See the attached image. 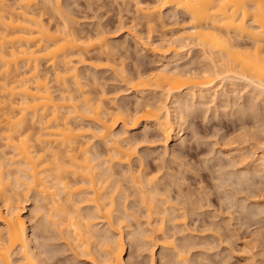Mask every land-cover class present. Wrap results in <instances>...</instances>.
Segmentation results:
<instances>
[{"label":"bare ground","instance_id":"obj_1","mask_svg":"<svg viewBox=\"0 0 264 264\" xmlns=\"http://www.w3.org/2000/svg\"><path fill=\"white\" fill-rule=\"evenodd\" d=\"M11 1L0 0V206L5 210L4 215L0 212L3 226L0 231V264H42L32 250L26 221L16 205L21 203L19 190L38 195L41 212H46L44 218L47 217L50 225L60 230L74 245V250L86 255L88 260L94 264H98V259L103 264H128L124 260L126 247L123 240V229L127 226L122 225L126 224L129 214L126 209L118 210L116 206L117 197L114 196L121 193V188L111 185L115 174L110 165H131L136 143L132 144L128 134L140 126L155 127L158 137H165L167 143L171 139L180 141L184 136L181 126L189 112V106L180 101L183 94L193 101L200 99L214 103L226 90H241L264 100V0H134L135 12L148 33L156 30L160 23L163 25L161 15L167 9L175 12L171 14L175 20L180 16L186 22L180 37L173 35L171 39L162 40V45L152 46L150 53L153 57L159 58L173 51V59H192L193 50L197 48L203 61L208 62L202 70H182L162 63L160 70L148 74L142 73V68L138 69L136 61L135 68L137 66L140 72L137 77L132 76L134 79L125 74V67H118L125 65L124 59L121 65V57L115 60V48L104 38L103 30L97 31V27L94 33L84 36L85 33L77 32L76 26L77 31L73 28L71 5L63 7V0H42L43 4L39 0ZM175 20L173 27L181 25L178 19ZM118 23L119 31L125 28L123 21ZM137 37L136 44L146 49L148 44L145 46L142 36L141 39ZM245 39L249 42H243ZM102 58H107L106 63L109 59L119 65L116 66L115 62L113 66L110 61L102 65ZM111 63L112 72L121 69L123 81L141 98L147 90L160 92L162 98L156 103H146L134 113L129 112L127 106L112 104V107V100H108L102 88V93H96L97 98H91L95 88L91 89L93 92L87 90L92 88V83L98 90L97 77L90 75L91 85L87 86L80 69L87 67L98 71L104 66L111 69ZM43 67L53 71L52 82L56 87L51 85L50 71ZM89 74H85L86 77ZM172 106L178 113L176 119L180 126L176 135ZM84 121L93 125L86 127ZM119 124H123V129L116 132ZM94 140L105 145L108 157L93 147ZM2 149L9 151L3 155L5 151ZM257 160L260 163L253 166L254 171L264 169V149ZM131 170V174L134 172L131 178L135 184L133 187H138V193L154 195L157 192L156 176L146 177L142 170L145 180L141 170H136L137 173ZM148 201L145 197L141 199V204H147L151 232L140 235L142 240L160 234L163 238L161 245L176 251L180 264H191L177 250L173 235H165V223L172 214L174 216V208L157 212L154 199ZM82 203L90 207L86 214H82L79 206ZM116 213L119 217L115 216ZM158 215H161L160 221L156 222ZM100 222L108 227L98 229L97 223ZM17 249L20 260L14 262L12 255Z\"/></svg>","mask_w":264,"mask_h":264},{"label":"rangeland","instance_id":"obj_2","mask_svg":"<svg viewBox=\"0 0 264 264\" xmlns=\"http://www.w3.org/2000/svg\"><path fill=\"white\" fill-rule=\"evenodd\" d=\"M142 1L146 2L147 0ZM151 1L148 0L147 2ZM39 2H41L40 4L44 3L42 0H39ZM133 2L134 0H63L62 3L63 7L69 8L72 6L69 8L72 14L70 16L74 20L73 28L76 31L78 29L77 32H82L83 35L85 33L84 36H86L89 32L90 34H92V31L94 33L97 27H99L97 31L101 29L102 32H105L104 38L115 48V60L118 61L121 57L120 65L121 60L124 59L123 62H125V65L123 64L124 66L121 65L120 67L119 64L117 65L119 62L115 61L116 66L121 69L125 67V74H128V77L131 75L130 78L132 76L137 77L140 70L142 73H154L161 69L162 63H167L172 68L178 67L182 70H202L207 67L208 62L203 61L202 54L197 48L193 50L192 59L176 60V57L174 60L173 51H169L165 56L160 55L162 58L153 57L150 53L152 46H155V44L162 45V40L171 39L173 35L174 37H180L186 22L180 16H177L176 20L178 19L177 21L181 25L173 27L174 23L172 22H174L175 17L172 16L175 12L171 11L172 9H167L161 15L163 25L160 23L157 26V31L153 29L154 31L148 33L149 30L144 27V22L138 18L139 15L135 12L136 8ZM47 15L46 17H49ZM135 15L137 16L135 17ZM46 17H43L44 20L48 19ZM134 17L135 22L133 21ZM172 19L173 21H171ZM121 20L126 26L119 31L118 22H122ZM132 21L134 25L141 26H137L138 28L131 27L134 26ZM140 21L143 23H139ZM138 32H140L139 37H137ZM135 37L142 38L145 46L146 44L149 46L147 45L146 49H143L136 44ZM243 42L248 43L249 40L245 39ZM128 52L130 57L127 55ZM109 61L108 59V63L112 62ZM136 61L137 66H139L138 69L142 68L143 70H138L137 66L135 68ZM106 62L107 58L106 60L102 58V65L108 64ZM115 62H112L113 66ZM112 63L110 64L111 69L104 66L105 70L104 68L98 71L90 67L89 70L87 67L79 68L83 79L85 76L86 81L83 82L87 83L85 85H91L90 80H92L93 74L97 77L95 79L98 83L96 85L99 86V88L97 87L98 90H96V86L93 87V83L92 88L87 90L95 88L96 91L91 90L94 93V96L91 94V98H97L102 88L104 93H107L108 100H112V102L110 101L111 106L112 104L113 106L116 104L117 107L127 106L130 108V110L127 108L129 112L132 111L133 113L136 109H142L146 103H156L162 98L160 92H153V90H147L141 98L137 91L131 90L129 84L123 81L125 78L121 76V74L123 75V73H120L121 69L116 67L119 71L113 68L116 72H112ZM43 69L51 72L49 74L50 72L47 71L49 72V78L51 77V85L56 87V84L52 82L54 76L52 75L53 71L50 70L51 68L43 67ZM85 74H89L88 77ZM129 90L131 93H129ZM91 91L89 93H92ZM224 92L218 95L216 99L218 102L215 101L214 103H209L206 100L203 102L200 99L193 101L183 94L180 101L189 106V112L185 124L181 126L184 136L180 141L171 139L167 143L165 137L161 135L158 137L159 133L157 134L155 127L150 125L147 128L140 126L128 134L129 138L132 139V144L136 143L134 145L136 154L132 159L133 161H131V165L121 164L119 166L118 163L114 166H112L113 164L110 165L111 169L113 168L111 172L115 174L111 178V185L113 188L116 185L121 188L119 189L121 193L114 196L115 199L117 197L116 206L118 210L123 211L126 209L125 211L129 214L126 224L123 223L122 225L123 227L124 225L127 226L123 229V240L126 247L124 260L126 263L180 264L176 251L174 252L173 249L161 245L163 238L160 234L151 237V239L149 238L150 240H142V234H150L151 232L150 226H148V211L145 208L147 204H141L142 197H145L149 199L148 202L152 198L154 199L157 212L166 208H174V216L172 214L170 219L176 218V220L171 221L169 219L166 221L165 235H173L177 250L181 251L191 264H264V169L254 171L253 168V166L260 163L257 159L264 149V100L251 94L249 96L247 91L239 90L237 93L226 90ZM106 103L110 105L108 101ZM171 109L176 135L180 129L176 119L178 113L174 106ZM91 124L90 121H84L83 123L85 126ZM122 129L123 124H119L116 132ZM146 133L151 136H146ZM144 135L146 138H144ZM87 139H89V136H87ZM31 142L33 143V140ZM1 143L0 145H2ZM92 143L95 144L93 147L97 148L96 150H100H98L100 153L107 152L103 147L105 145L99 140H94ZM1 151L4 152L5 150L2 149ZM6 151L3 155L8 153ZM105 155L108 154L105 153ZM131 169L135 173L138 169L139 172L144 170L146 175L142 171L143 174L141 175L143 177L144 175L146 177L147 175L156 176L158 184L155 185L157 187H155L157 189L156 194L138 193L137 190L140 192L138 187L137 189L133 187L135 184L131 178H133L134 172L132 175L129 171ZM146 177H144L145 180ZM147 186L146 189L148 190ZM155 188L153 187V189ZM19 191L21 192L17 197L21 203L17 201L18 204L16 205L26 221L27 234L31 240L32 250L36 257L40 258L42 264H94L88 260L86 255L74 250V245L66 240L64 234L50 225L51 223L48 222L47 217L44 218L46 212L45 210V213L41 212L43 211L40 207L42 203L39 198L37 199V194ZM36 206L37 208L40 207L37 211ZM79 206L82 209V214L89 212L90 207H87L86 203ZM0 212L3 215L5 214L2 205L0 206ZM117 215L118 213L115 216ZM160 217L161 215H158L159 220L156 218V222L160 221ZM114 219L117 221L116 218ZM97 225V228L101 230L108 227V225L101 222ZM1 226L2 224H0V231L3 229V226ZM145 242H148V245ZM19 257L17 249L12 255V259L16 262L20 260ZM98 261L100 260L98 259ZM98 261V264H103Z\"/></svg>","mask_w":264,"mask_h":264}]
</instances>
